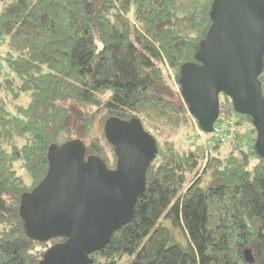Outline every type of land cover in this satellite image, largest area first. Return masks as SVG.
Segmentation results:
<instances>
[{
  "label": "trees",
  "instance_id": "trees-1",
  "mask_svg": "<svg viewBox=\"0 0 264 264\" xmlns=\"http://www.w3.org/2000/svg\"><path fill=\"white\" fill-rule=\"evenodd\" d=\"M213 1L0 0V264H40L65 240L26 232L22 195L46 176L53 144L80 139L86 157L115 168L105 132L111 117L139 118L158 155L133 218L88 264H264V156L253 117L220 93L216 121L223 131L233 121L228 141L213 137L209 150H184L157 133L189 130L195 118L180 72L197 61ZM259 80L264 96V65ZM245 127L255 133L249 149Z\"/></svg>",
  "mask_w": 264,
  "mask_h": 264
},
{
  "label": "water",
  "instance_id": "water-1",
  "mask_svg": "<svg viewBox=\"0 0 264 264\" xmlns=\"http://www.w3.org/2000/svg\"><path fill=\"white\" fill-rule=\"evenodd\" d=\"M211 27L196 53L182 65L181 93L205 132L214 130L220 93L236 111L250 114L257 129L256 149L264 156V96L259 74L264 65V0H214ZM117 166L71 139L49 148L46 176L22 195L20 212L33 238L64 237L51 246L40 264H88L90 254L106 245L129 222L145 190L147 169L158 155V141L137 117L106 121ZM248 261L251 249H245Z\"/></svg>",
  "mask_w": 264,
  "mask_h": 264
},
{
  "label": "rangeland",
  "instance_id": "rangeland-1",
  "mask_svg": "<svg viewBox=\"0 0 264 264\" xmlns=\"http://www.w3.org/2000/svg\"><path fill=\"white\" fill-rule=\"evenodd\" d=\"M194 119H192V124H191V127H190L189 130H187V129H181V130L175 131V130L169 128L168 126H164L163 128H161V129H159L157 131L158 138L162 139L165 136H168L169 135L171 138L174 139V141L179 145V147L181 149H184L185 150V149L189 148L190 146L187 147V145H185L186 142L184 140L186 138L190 137V138H193L194 139V143L191 145V147H200L201 149H207V150H209V148L212 145V143H210L208 145H205V143L202 141V138L203 137H206V136L203 135V134L202 135L200 134V132L198 131V128L199 127H198L197 120L196 119L194 120ZM215 124H217V122ZM241 131H242V133L250 136L251 137V140L254 137V134L255 133L250 132V128H248V127H245V129L243 128ZM232 132H233V129H232ZM232 134L230 135V137H232ZM207 135H209V134H207ZM230 137H227L226 138L227 141H228V139ZM256 137H257V133H256ZM251 140H250V142H251ZM244 147L246 149H249V147H246V146H244ZM199 173L202 174L203 173L202 170H200ZM162 222H163V224L169 226L172 229V231H173L172 233H173V236L175 237V239H178L182 243L183 242H186V240H187L186 239V236H185L184 232L182 231V229L180 227H174L171 224L170 220L169 219H166V218H163L162 219Z\"/></svg>",
  "mask_w": 264,
  "mask_h": 264
},
{
  "label": "built area",
  "instance_id": "built-area-1",
  "mask_svg": "<svg viewBox=\"0 0 264 264\" xmlns=\"http://www.w3.org/2000/svg\"><path fill=\"white\" fill-rule=\"evenodd\" d=\"M215 123H214V130L212 132H209V133H213V136H212V134L210 136L207 135V133L205 131H203L201 129V127L199 126V124H198V127H199L198 131L200 132L201 135L203 134V135L206 136V137L202 138V141L205 143V145H208V144L212 143L213 142V137H216V138L220 137L221 139H226L227 137H230V135L233 133L232 132L233 121L231 119H228V120L224 121L226 131H223V127L221 126L222 125L221 123H219V122H217V124H215ZM243 137H244V140H243L242 144L244 146H246V147H250V145H251V142H250L251 137L246 135V134H244ZM184 141L186 142L185 145H187V147L191 146L194 143V139L190 138V137L186 138ZM206 154H207V152H206Z\"/></svg>",
  "mask_w": 264,
  "mask_h": 264
},
{
  "label": "clouds",
  "instance_id": "clouds-1",
  "mask_svg": "<svg viewBox=\"0 0 264 264\" xmlns=\"http://www.w3.org/2000/svg\"><path fill=\"white\" fill-rule=\"evenodd\" d=\"M197 120V119H196ZM198 122V121H197ZM209 133V132H208Z\"/></svg>",
  "mask_w": 264,
  "mask_h": 264
}]
</instances>
